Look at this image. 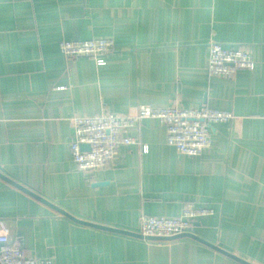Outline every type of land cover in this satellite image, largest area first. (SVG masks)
<instances>
[{
    "label": "crops",
    "instance_id": "1",
    "mask_svg": "<svg viewBox=\"0 0 264 264\" xmlns=\"http://www.w3.org/2000/svg\"><path fill=\"white\" fill-rule=\"evenodd\" d=\"M91 38L114 42L102 64L58 47ZM211 42L246 49L255 68L211 76ZM140 104L234 117L213 125L197 156L144 119L128 130L139 144L77 170L71 118ZM0 173L80 220L137 233L141 215L212 209L190 232L264 264V0H0ZM0 232L56 264H244L191 237L152 241L78 223L1 177Z\"/></svg>",
    "mask_w": 264,
    "mask_h": 264
},
{
    "label": "built area",
    "instance_id": "2",
    "mask_svg": "<svg viewBox=\"0 0 264 264\" xmlns=\"http://www.w3.org/2000/svg\"><path fill=\"white\" fill-rule=\"evenodd\" d=\"M60 52L68 57H91L102 64L105 57L114 51L110 38L85 40L63 39L58 44ZM255 61L249 51L241 47L211 42L207 69L211 76L232 78L240 69L253 70ZM64 87H59L63 89ZM230 111L210 107L183 108L179 106L153 107L140 104L128 113L101 111L94 115H74L71 118L73 135L70 154L77 170L92 173L110 163L122 145L139 144L138 136L128 130L147 118L160 121L167 134V142L180 154L197 156L208 148L212 141V127L216 123H228L233 119ZM88 144L83 150L81 145ZM213 213L209 208L185 206L176 217L141 215L139 233L144 236H174L189 232L193 221ZM1 264H56L52 257L39 258L29 255L6 233L0 232Z\"/></svg>",
    "mask_w": 264,
    "mask_h": 264
},
{
    "label": "water",
    "instance_id": "3",
    "mask_svg": "<svg viewBox=\"0 0 264 264\" xmlns=\"http://www.w3.org/2000/svg\"><path fill=\"white\" fill-rule=\"evenodd\" d=\"M81 148L83 150H88L89 149V145L88 144H83L81 145ZM0 177L10 183H12L13 185H15L16 187L20 188L21 190L27 192L28 194H30L31 196H33L34 198L40 200L41 202L51 206L53 209H55L56 211H58L59 213L65 215L66 217L70 218L71 220L73 221H76L78 223H81V224H84V225H88V226H91V227H95V228H99V229H104V230H107V231H112V232H116V233H121V234H125V235H129V236H133V237H137V238H141V239H147V240H152V241H172V240H175V239H178V238H182V237H191L193 239H196V240H199L201 242H204L208 245H210L211 247L221 251L222 253L230 256L231 258L241 262V263H244V264H252L228 251H225L224 249L214 245V244H211L207 241H205L204 239L198 237L197 235L193 234L192 232H184V233H181V234H177V235H174V236H169V237H166V236H144L142 235L141 233H137V232H132V231H127V230H124V229H118V228H113V227H108V226H104V225H100V224H96V223H92V222H88V221H84V220H80L74 216H72L71 214H69L68 212L60 209L59 207H56L55 205L49 203L48 201H46L43 197L37 195L36 193H33L32 191H30L29 189L23 187L22 185L16 183L15 181H12L11 179H9L8 177L2 175L0 173ZM103 183L101 182H96L94 183V186L96 185H101Z\"/></svg>",
    "mask_w": 264,
    "mask_h": 264
}]
</instances>
